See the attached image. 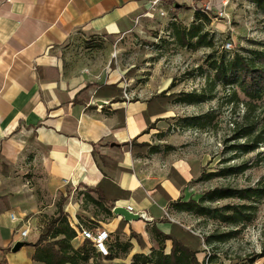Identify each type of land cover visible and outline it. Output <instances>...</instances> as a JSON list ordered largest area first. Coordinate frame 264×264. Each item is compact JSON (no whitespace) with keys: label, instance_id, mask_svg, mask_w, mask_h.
I'll return each instance as SVG.
<instances>
[{"label":"crops","instance_id":"0c3cea01","mask_svg":"<svg viewBox=\"0 0 264 264\" xmlns=\"http://www.w3.org/2000/svg\"><path fill=\"white\" fill-rule=\"evenodd\" d=\"M150 2L0 0V264H44L32 260V245L15 252L11 247L25 238L19 233L25 227L36 231L30 243L36 241L48 208L45 203L52 197H65L70 190L63 209L72 227H88L81 222L88 219L104 224L73 197L81 192L86 199L96 198L85 185L105 176L129 191L114 206L130 205L152 222L184 185L168 175L170 168L189 180L183 163H169L160 147L153 153L132 147L133 139L158 145L143 132L146 102H127L123 95L113 101L106 92L98 95L102 84L122 88L120 73L109 69L108 57L99 67L78 46L80 37H100L108 55L107 37L127 34L136 20L155 16L166 4H189L160 0L151 7ZM120 219L112 212L109 225L114 228ZM160 221L155 224L167 232L169 223ZM139 223L141 219L132 220L126 226L139 233L144 227Z\"/></svg>","mask_w":264,"mask_h":264},{"label":"rangeland","instance_id":"374dc122","mask_svg":"<svg viewBox=\"0 0 264 264\" xmlns=\"http://www.w3.org/2000/svg\"><path fill=\"white\" fill-rule=\"evenodd\" d=\"M204 3H209L210 6L205 12L200 10ZM180 4L182 7L176 12L166 4L164 15L159 14V9L155 16L145 17L140 22L136 20L135 27L127 34L107 37L105 41L109 43L108 55L100 37H90L87 40L80 37V52L86 57L89 55V59L97 60L99 67H103L106 58H109V69L120 73L122 95L127 102L141 100L145 103L165 91L167 98L163 96L165 101L162 103L165 111L151 119L154 122L153 129L148 126L143 116V132H147L149 139L158 144L163 151L162 155L168 156L169 163H183L182 168L188 172L189 180L183 183L178 198L198 199L205 191L218 186H254L264 177V141L258 142L249 152H241L231 146L253 138L264 128V96L260 100L252 101L238 90L233 94L231 88H223L219 81L213 83L214 70L210 63L222 58L227 61L233 57L235 51L260 48L264 43V12L255 0H226V4L222 0H200ZM195 9L209 16L210 20L204 24V30L207 38L211 40V46H199L196 49L182 47L172 35V23L189 27L195 20ZM227 42L230 47H226ZM182 92L204 93L208 98L191 104L175 101ZM200 116L202 125H198L199 121L196 125H187L188 121ZM156 118L159 119L154 121ZM247 126H251L249 136L233 137L238 130ZM154 130L158 131L151 133ZM243 163L247 168L242 172L206 177L224 166ZM67 192L64 205L70 197V190ZM63 196L60 194L56 199L52 197L45 203L48 208L42 213V226L56 215L57 204ZM73 199H80L81 206L89 211V216L101 219L104 223L88 219L85 222L82 220V224H87L89 228L98 224L106 230L110 229L111 239L114 240L116 224L114 228L109 225L112 211L107 214L100 206L81 196V192L75 193ZM237 202V198L229 197L220 199L213 205ZM255 205L252 221L231 227L217 220L177 212L168 204L163 212H159L161 216L152 222L148 218H140L144 227H139L141 231L138 232L145 242L143 247L129 236V227L125 226L119 233V240H131L136 242V246L132 243L131 248L125 252L118 251L113 259L90 251L88 242L76 238L74 243L78 248H88L86 258L79 259L78 264H132V254L138 249L149 254V249L157 246L151 225L158 220L179 222L200 234L237 229L224 242L214 241L209 245H202L197 257L203 264H264V198ZM89 216L86 215L85 219ZM35 236L36 231L29 230L28 235L21 241L29 243ZM169 246L170 243L166 242L165 251L169 250Z\"/></svg>","mask_w":264,"mask_h":264},{"label":"trees","instance_id":"16d2710c","mask_svg":"<svg viewBox=\"0 0 264 264\" xmlns=\"http://www.w3.org/2000/svg\"><path fill=\"white\" fill-rule=\"evenodd\" d=\"M255 2L264 12V0H255ZM181 7L182 5H178L171 7V9L176 12ZM193 15L195 20L189 27L172 23V35L176 43L182 47L192 49H196L199 46H211V40L207 38V32L204 30V24L210 20L209 16L198 9H195ZM210 66L214 70L213 83L219 81L223 88H231L233 94L238 90L252 101L260 100L264 96V43L260 48L235 51L233 57L227 61L224 58L219 61L213 60ZM97 92L98 95H103L106 92L112 97L113 101H118L122 95V89L117 83L102 84ZM163 96L166 97L165 91L155 96L159 100H155L156 98L153 97L146 102L143 115L148 126L151 128L154 127V122H150V118L165 111L162 104L165 101ZM207 98L208 96L206 97L204 93L182 92L181 96L175 98V101L191 104L205 101ZM201 118V116L195 117L192 119L193 121H188L187 125H196ZM158 119L156 118L154 121ZM200 124L202 125L203 123L199 121L198 125ZM250 129L251 126L241 128L233 137L240 138L249 136L251 134ZM263 135L264 128L253 138L234 144L231 148H236L241 152H249L257 146L258 142L264 141ZM131 143L132 147L149 149L152 153L159 151L158 145L152 146L147 142L136 143L135 139ZM167 147L169 148V146ZM100 158L105 163L104 157L100 156ZM246 168L247 165L244 163L224 166L220 170L208 174L206 177L226 176L242 172ZM168 175L179 183L185 182L184 178L173 167L170 168ZM85 188L93 192L96 196V198H93L87 195V199L99 205L107 214H111V207L113 208L116 200L129 196L128 190L118 187L112 180L105 176L94 185H85ZM229 197L237 198L238 202L213 205L214 202ZM263 198L264 177L254 186L244 188L218 186L205 191L198 199L190 197L186 200L181 198L171 200L169 198L168 204L170 208L177 212H187L197 217L217 220L220 223L234 227L240 224L245 225L252 221L256 210L255 203ZM65 201L66 198L64 197L58 202L56 215L49 218L42 226L36 241L34 243H25L26 245H32L34 247L31 255L32 260L44 264H78L79 259L86 258L88 248H78L74 243L77 237L75 230L68 220V214L63 209ZM160 222H164V220ZM166 222L169 223V230L167 232L160 229L155 223L151 225V232L154 235L157 246L150 248L149 254L143 252L133 253L132 264H203L197 257L203 244L209 245L214 241L224 242L237 232V229L234 230L231 228L228 231L218 233L200 234L186 228L179 222L168 220ZM126 225L127 222L125 220H119L114 230V240L111 241L110 238L108 242V254L104 257L113 259L116 257L118 251L125 252L132 247L131 240L124 242L119 240V233L124 230ZM129 236L134 238L140 247L145 245L140 234L134 230H130ZM84 241L90 245V251L99 254L91 241ZM166 242L170 243L168 251H165ZM212 261L213 256L210 258L211 263Z\"/></svg>","mask_w":264,"mask_h":264},{"label":"built area","instance_id":"2783aa9c","mask_svg":"<svg viewBox=\"0 0 264 264\" xmlns=\"http://www.w3.org/2000/svg\"><path fill=\"white\" fill-rule=\"evenodd\" d=\"M189 2L195 3L199 2L200 0H188ZM160 0H151L150 4L151 7H154ZM223 4H226V0H222ZM209 3H204L203 8L200 9L202 11H206L209 9ZM164 11H160V15H164ZM219 14H222V11H219ZM226 47H230V43H226ZM126 208L131 211L135 212L132 206L128 205ZM139 215L143 216L141 212H137ZM11 218H15L13 215H11ZM73 229L75 230L76 237L80 238L82 240H88L92 242V245L94 248L97 250V252L105 256L108 254V242L111 238L110 232H108L105 228L102 227H93V228H88L82 225L78 226H73ZM19 233L21 237H26L28 233V229L25 227L23 229H19Z\"/></svg>","mask_w":264,"mask_h":264},{"label":"water","instance_id":"95a60500","mask_svg":"<svg viewBox=\"0 0 264 264\" xmlns=\"http://www.w3.org/2000/svg\"><path fill=\"white\" fill-rule=\"evenodd\" d=\"M98 103H103L99 101ZM113 145V144H112ZM113 214L120 216L123 220L126 222L137 220L141 218V215H139L137 212H131L129 211L125 206L116 205L112 209ZM26 242L17 240L13 246L11 247V250L13 252L19 250L22 246L25 245Z\"/></svg>","mask_w":264,"mask_h":264}]
</instances>
